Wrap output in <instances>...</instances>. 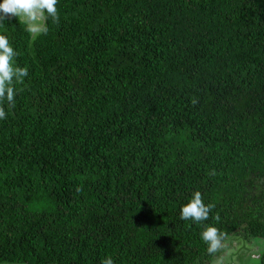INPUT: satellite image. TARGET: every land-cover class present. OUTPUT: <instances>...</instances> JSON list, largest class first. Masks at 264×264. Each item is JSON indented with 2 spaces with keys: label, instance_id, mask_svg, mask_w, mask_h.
Here are the masks:
<instances>
[{
  "label": "trees",
  "instance_id": "obj_1",
  "mask_svg": "<svg viewBox=\"0 0 264 264\" xmlns=\"http://www.w3.org/2000/svg\"><path fill=\"white\" fill-rule=\"evenodd\" d=\"M57 10L35 38L0 22L28 69L2 105L0 264H225L205 227L264 238V0ZM195 191L200 223L180 218Z\"/></svg>",
  "mask_w": 264,
  "mask_h": 264
},
{
  "label": "clouds",
  "instance_id": "obj_2",
  "mask_svg": "<svg viewBox=\"0 0 264 264\" xmlns=\"http://www.w3.org/2000/svg\"><path fill=\"white\" fill-rule=\"evenodd\" d=\"M17 18L34 38L46 34L48 32L46 21L49 18L58 19L57 0H0V22ZM17 55L8 36L0 33V120L6 117V111L2 105L11 107L15 104L14 83L23 82L28 75L26 67L16 64ZM210 211L211 206L204 203L199 191H195L189 202L181 207L180 218L200 223L208 220ZM200 236L207 244L209 254L216 253L221 247L223 236L216 226L205 227ZM254 259L257 258L254 257ZM102 264H114V260L107 257L103 259Z\"/></svg>",
  "mask_w": 264,
  "mask_h": 264
},
{
  "label": "rangeland",
  "instance_id": "obj_3",
  "mask_svg": "<svg viewBox=\"0 0 264 264\" xmlns=\"http://www.w3.org/2000/svg\"><path fill=\"white\" fill-rule=\"evenodd\" d=\"M221 246L224 247L223 256L227 259L225 264H241L243 258L247 259V250L249 248H261L264 250V238L256 237L244 242L241 239L236 240L230 237ZM220 258L223 259L222 253L215 257L213 264H217V262L218 264H224Z\"/></svg>",
  "mask_w": 264,
  "mask_h": 264
}]
</instances>
